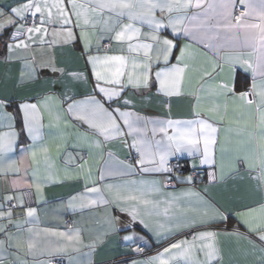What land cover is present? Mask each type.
I'll use <instances>...</instances> for the list:
<instances>
[{"label": "crops", "instance_id": "1", "mask_svg": "<svg viewBox=\"0 0 264 264\" xmlns=\"http://www.w3.org/2000/svg\"><path fill=\"white\" fill-rule=\"evenodd\" d=\"M21 2L23 0H0V8L7 14L9 6H16ZM12 29L14 27L0 34V99L8 98L15 102L27 98L29 102L36 103V97L49 91L54 92L58 98L67 96L76 100H86L89 95L94 94L95 78L91 74V65L85 62L81 46L61 43V38L54 37L52 28L49 27L48 34L43 36L45 41L43 44L39 42V38H36V42L33 43L24 36L19 39L24 40L29 47L16 48V39L9 38ZM142 31L147 32L149 29L144 26ZM162 35L169 39L176 36L174 42L181 47L186 43L192 44L189 49L192 55L187 60L189 68L180 93L169 96L159 91V82L155 79L157 66L154 62L148 88L134 89L128 86L121 96V104L125 99L130 103L123 105L122 110L131 112L133 114L131 119L135 121L137 116L155 120L193 119L196 111H202L203 118H207L208 109L217 108V112L213 114L214 123L218 129L217 143L214 146L217 181L213 183L205 181V168L209 167L207 165L197 170L200 177L195 178L191 184L183 179H175L177 176L191 175L189 170L193 169V163L199 165L200 156L189 157L187 153L170 158V161L180 159L184 162V169L174 176L168 173L140 172L141 166L136 163L139 155L135 149L122 144V139H127L128 144H131L132 136L109 141H104L103 137L94 136L93 139L101 141L100 147L85 146L86 156L85 151L79 149L73 151L71 145L78 142L75 140L77 134L89 132L87 125L78 122L75 117L69 118L67 125L62 118L59 127L56 126L55 121L50 127L48 114L45 113L43 140L33 142L27 131L23 130L22 113L16 103H13L10 107L0 109V133L15 132L17 134L13 150L7 154V161H16L20 169L19 172H0V211L7 212L10 208L13 213L11 221L0 218V226L5 227V231L0 232V241H4L0 244L2 264H12L17 257L20 264H51L57 258L65 260L66 264H121L122 260H126L128 264H143L144 261L163 252L164 248L176 242L177 239L192 240L195 233L193 232L191 236L187 234L191 229L169 230L175 217L179 215L180 209L189 207L196 200L194 196L185 195L189 189L202 194H204L203 190L207 189V197L229 213V219L226 222L199 229V231H217L215 243L222 250L223 264H257L261 255H264L258 249L255 252L251 251V246L243 237L225 235V233H231L233 228L246 233L247 227L240 221L237 213L246 212L248 208H255L256 213H253L251 217H245L253 220L254 217L259 216L260 205L264 204V187L260 186L258 180L252 178L257 173L249 170L246 165L229 163L230 158L237 151L241 155H255L264 151L261 148L260 121L256 105L249 106L246 100L225 98L215 93L213 86L221 77L214 74L210 79L204 75L205 71H212L209 59L211 53L206 48L198 43H192L191 39L183 33H172L170 28L163 31ZM54 40L57 42L53 43ZM106 40L101 41L100 55L104 54ZM140 40L145 41V37L141 36ZM7 44L13 45L11 53ZM120 47L126 49L127 42L119 45L113 41L111 45L113 51L108 54H121L118 51ZM205 52L208 53L207 56L204 55ZM174 53L179 55V48L174 49ZM220 55H241L242 60L255 64L259 53L248 48H226ZM9 56L11 59L8 58ZM49 63L63 69V73H52L51 68L44 66ZM171 63H176L174 58L171 59ZM30 69H35L33 74L37 79H29ZM79 72L87 75V82L71 75ZM235 77L237 93L247 91L251 87L253 79L251 69L245 70L244 65H238ZM255 79L258 86L264 82L259 72L256 73ZM54 80L57 81L55 87ZM254 99L258 102V97ZM63 108H67L66 103ZM5 111L12 113L13 119L4 116ZM61 115L64 117L65 113L61 112ZM220 117L223 118L220 119ZM138 126H143V121L138 122ZM148 127L151 128V124ZM124 130L127 131L126 128ZM89 134L91 135L90 132ZM156 138L159 139V135ZM33 144L37 150L35 163L31 156L33 148L30 147ZM45 145L49 148L47 154L39 151ZM222 148L225 149L223 170L220 168ZM69 153L72 155L71 161H69ZM134 154L136 156L128 161L127 158ZM81 156L84 157L83 160L79 159ZM85 160L87 164L81 172L77 166L84 164ZM7 161L0 160V167H5ZM128 164L134 165V168L129 170L126 167ZM145 166L150 167L147 163ZM237 168L239 170L235 171L234 169ZM89 169L92 175L88 181V187L96 186L91 181L97 180L101 186L128 183L131 189H145L144 198L155 203L148 206L140 205L141 216L154 225L162 224L164 227L158 232L150 231L138 222H131L128 213L113 211L111 206L103 203L88 205L87 201H84L85 206L81 208L79 195L84 193V176ZM109 172L111 175H108ZM101 173L105 174L103 181L98 180ZM141 180L160 181L159 191L148 192L146 185L129 183ZM36 185H40L39 194H37ZM27 188L32 189L34 194L35 203L31 206L26 205L24 198V190ZM7 196L13 197V204L5 199ZM73 196H77V200L72 202L74 207L69 203ZM105 196H108L107 192ZM91 198L95 199V194H92ZM20 200H23L22 205ZM29 207L36 209L34 217H27L26 212ZM117 215L119 220L114 224L109 223L110 217ZM68 218L72 220L70 227L66 226ZM26 219L29 222L25 223ZM255 222L259 221L254 220ZM29 229L32 231L30 232ZM45 229L71 235L78 234L79 243L68 241L65 237L53 235L51 232L46 233ZM9 235L12 237L10 240ZM124 236L134 238L125 241ZM29 242L35 244L33 251L27 248ZM17 244L20 245L19 250H17ZM141 245L150 249L145 256L136 254ZM59 246H63L65 250L53 251ZM200 259H203L202 255Z\"/></svg>", "mask_w": 264, "mask_h": 264}, {"label": "snow or ice", "instance_id": "2", "mask_svg": "<svg viewBox=\"0 0 264 264\" xmlns=\"http://www.w3.org/2000/svg\"><path fill=\"white\" fill-rule=\"evenodd\" d=\"M237 4L241 9L239 12L236 11ZM144 26L149 31L143 32ZM10 27L15 29L11 32V38H16L17 41L15 47L25 49L29 45L24 40H20V36H26L27 40L33 43L39 38V42L43 44L45 42L43 36L48 34L51 27L52 35L61 38V43L82 47V55L86 64L91 65V74L95 78L94 94L89 95L86 100H76L67 96L58 98L52 91L36 97V103L29 102L27 98L15 102L8 98L0 99V109L16 103L23 116V130L27 131L33 142L43 140L45 113L48 114L50 127L53 121L59 127L62 118L67 125V120L75 117L78 122L87 125L91 135L89 132L78 133L75 137L78 142L71 145L73 151L79 149L85 151L87 155L85 146L100 147L101 141L93 139L94 136L103 137L104 141L132 136L131 144H128L127 139H122V144L135 149L139 155L136 163L141 166L139 171L142 173L171 174L173 167L179 170V165H171L170 158L182 153H187L189 157L200 156L199 165L195 163L192 165L194 171L204 165L215 169L217 161L214 146L217 143L218 129L213 114L217 112V108L208 109L207 118H203L202 111H196L193 119L155 120L137 116L135 121L131 119L133 115L131 112L122 110L123 105L130 103L125 99L121 104L124 90L128 86L134 89L148 88L154 62L157 66L155 79L159 82V91L169 96L180 93L189 68L187 60L192 55L189 52L192 44L186 43L181 47L174 42L176 36L169 39L162 35L163 31L170 28L172 33H183L192 43L200 44L211 53L209 59L212 71H205L204 75L210 79L214 74L221 77L213 86L217 95L246 100L249 106L256 105L260 121L261 148L264 149V82L258 86L255 79L256 73L259 72L264 80V0H23L16 6H9L7 14L0 8V34ZM141 36L145 37V41L140 40ZM104 39H107V44L104 46V54L100 55L101 41ZM113 41L119 45L127 42V48L120 47L118 51L121 54H108L113 51L111 48ZM7 48L11 53L13 45L7 44ZM176 48H179V55L174 53ZM226 48H248L258 52L257 62L253 64L251 61L242 60L241 55L221 56L220 53ZM125 52L127 54H124ZM204 55L207 56L208 53L205 52ZM8 58L11 59V56ZM172 58L176 63H171ZM238 65H244L245 70L251 69L253 73L251 87L239 93L236 92L235 84ZM44 66L51 68L52 73L64 71L53 63ZM34 72L35 69L29 70V79H37ZM71 75L87 82L88 77L84 72ZM56 85L57 81L54 80L53 86ZM257 97L258 102L254 99ZM54 101L55 104L52 103ZM65 103L66 109L63 108ZM61 112L65 113L64 117ZM3 115L13 119L12 113L5 111ZM140 121H143V126H138ZM149 124L151 128L148 127ZM125 128L127 131L124 130ZM16 135L15 132L0 133V160L7 161V154L13 150L16 143ZM157 135L159 139L156 138ZM30 147L33 148L31 156L35 163L37 154L35 144ZM39 151L47 154L49 148L45 145ZM221 151L220 168L223 170L225 149L222 148ZM71 159L72 155L69 153V161ZM79 159L83 160L84 157L81 156ZM146 163L150 167L145 166ZM229 163L246 165L249 170L255 171L257 175L252 178L258 180L260 186L264 187V151L255 155H241L237 151L230 158ZM86 164L85 160L84 164L77 167L83 172ZM126 167L131 170L134 165L128 164ZM19 170L16 161H7L5 167H0V172H19ZM91 175L89 169L84 176V193L79 195L81 208L85 206L84 201H87L88 205L103 203L111 206L113 211L128 213L131 222H138L150 231L158 232L164 227L162 224L154 225L142 218L139 206L155 203L144 198L145 189H131L128 183L101 186L97 180L91 181L96 186L88 187ZM108 175H111V172ZM206 175L209 181H215V171L207 172ZM104 178L105 174L101 173L98 180L103 181ZM195 178V175L175 177L190 184ZM169 179H171L170 175ZM129 183L146 185L148 192H157L160 181L141 180ZM36 191L37 194L40 193V185H36ZM106 192L108 196H105ZM136 192L139 194H134ZM203 193L187 190L185 195L194 196L196 200L189 207L180 209L179 215L175 217L169 229L170 231L191 229L195 233L192 240L177 239L164 248L163 252L149 258L143 264H223L222 250L215 243L217 231H199V229L226 222L229 213L207 197V189H204ZM92 194H95V199L91 198ZM5 199L10 202L13 197L7 196ZM76 200L77 196L71 197L70 206L74 207L72 202ZM20 204H23V200H20ZM256 212L257 209L248 208L246 212L237 213L240 221L247 227L246 233L233 228L231 233L225 235L243 237L251 246V251L255 252L258 249L264 253V204L260 205L258 217H254L253 220L245 218L251 217ZM35 213V208H27V217H34ZM12 215L10 208L7 212L0 211V218H7L9 221ZM118 220V215L111 216L109 223L114 224ZM254 220L259 222L254 223ZM27 222L29 221L26 219L25 223ZM2 231H5L4 226H0V232ZM29 231L31 232L32 229ZM45 232L79 243L78 234L71 235L51 229H45ZM133 238V236L123 237L125 241ZM8 239H12L11 235ZM3 243L4 241H0V244ZM16 247L19 250L20 245L17 244ZM27 248L33 251L35 244L29 242ZM64 250L63 246L53 249V251ZM201 255L203 259H200ZM12 264H20L19 258L17 257ZM257 264H264V255H261Z\"/></svg>", "mask_w": 264, "mask_h": 264}, {"label": "built area", "instance_id": "3", "mask_svg": "<svg viewBox=\"0 0 264 264\" xmlns=\"http://www.w3.org/2000/svg\"><path fill=\"white\" fill-rule=\"evenodd\" d=\"M240 10H241V9H240V6H238V7L236 8V11L239 12ZM14 30H15V29H12L11 32L14 31ZM11 32L9 33V38H10L11 40H15L16 38H11ZM22 37H24V35L20 36L19 38H22ZM106 44H107V40L104 42V46H105ZM85 156H86V154H85ZM135 156H136V155L134 154V155H132L130 158H127V160L130 161V160H132ZM170 164H171V165H177V164L179 165V170H177L176 167H173V171H172L171 174H170L171 176H174L176 173H178V172H180L181 170L184 169V162H183L182 160H180V159H173V160L170 161ZM213 171H215L216 179H215V181H209V179L207 178L206 173H207V172H213ZM189 172H190L191 175H195L196 178H199V177H200V174H199L198 171H194L193 169H191V170H189ZM205 175H206V176H205L204 179H205L206 182L213 183V182H216V181H217L216 169H213V168H211V167H207V168H205ZM173 183H174V180H173ZM24 198H25V201H26V205H27V206L34 205L35 200H34V194H33L32 189L27 188V189L24 190ZM13 203H14V201H11V204H13ZM66 226H67V227L72 226V220H71L70 218L67 219V221H66ZM187 234H188L189 236H191V235H193V231H192V230H189V231L187 232ZM138 249H139V251L136 253L137 255L139 254V255H143V256H145V255L150 251V249H148V248L145 247L144 245L139 246ZM51 264H66V262H65V260H63V259H61V258H57V259L53 260V261L51 262ZM121 264H128V262H127L126 260H122Z\"/></svg>", "mask_w": 264, "mask_h": 264}]
</instances>
